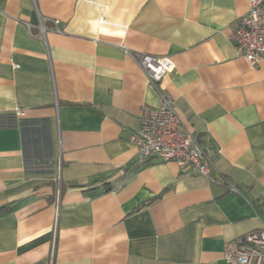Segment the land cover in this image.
Wrapping results in <instances>:
<instances>
[{
    "label": "crops",
    "instance_id": "1",
    "mask_svg": "<svg viewBox=\"0 0 264 264\" xmlns=\"http://www.w3.org/2000/svg\"><path fill=\"white\" fill-rule=\"evenodd\" d=\"M248 9L0 0V264H227L226 243L264 226V57L231 38ZM136 52L173 59L163 86L211 176L138 163L159 92Z\"/></svg>",
    "mask_w": 264,
    "mask_h": 264
},
{
    "label": "built area",
    "instance_id": "2",
    "mask_svg": "<svg viewBox=\"0 0 264 264\" xmlns=\"http://www.w3.org/2000/svg\"><path fill=\"white\" fill-rule=\"evenodd\" d=\"M240 55L254 67L264 57V0H249L248 11L240 16L231 35ZM133 58L159 92L157 106L144 105L140 127L132 136L138 148V163L157 157L175 160L183 168L211 176L214 160L197 134L182 127L175 99L165 90L164 80L174 71L175 63L168 55L136 52ZM232 190L238 188L226 180ZM227 264H264V226L225 245Z\"/></svg>",
    "mask_w": 264,
    "mask_h": 264
},
{
    "label": "trees",
    "instance_id": "3",
    "mask_svg": "<svg viewBox=\"0 0 264 264\" xmlns=\"http://www.w3.org/2000/svg\"><path fill=\"white\" fill-rule=\"evenodd\" d=\"M110 189V187L108 186L105 190H109Z\"/></svg>",
    "mask_w": 264,
    "mask_h": 264
}]
</instances>
